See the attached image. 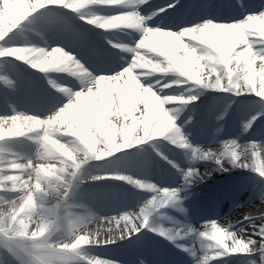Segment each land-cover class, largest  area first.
<instances>
[{
  "label": "clouds",
  "instance_id": "clouds-1",
  "mask_svg": "<svg viewBox=\"0 0 264 264\" xmlns=\"http://www.w3.org/2000/svg\"><path fill=\"white\" fill-rule=\"evenodd\" d=\"M74 2L64 0L63 4H54L44 0L43 6L25 22L43 13L70 12L86 25L98 29L99 25L92 18L75 9ZM185 2L135 0V4L129 6L123 0H114L112 12L105 19L115 23L110 31H101L106 54L110 57L107 64H97L78 51L60 43L53 44L43 29L35 31L38 43L9 44L12 34L5 38L4 48L15 49L16 54L0 52V64L14 62L27 66L40 74L44 87L30 108L14 107L12 114L3 115L13 122L19 120L28 129L26 139L32 141L31 152L15 167L23 170L29 181H35L37 206H33V192L28 189L0 208V217H3L0 220V264H83L82 252L118 247L144 234L168 242L188 256L192 264H215L220 260L230 264L233 259L238 264H264V212L259 213L261 223L255 225L252 235L246 236L243 228L223 225L218 218L194 221L186 203L195 195L187 193L186 189L220 172L238 170L252 178V191L259 204L264 205V135L249 139L242 148L234 138L233 149L219 154L201 150L197 159L214 165L207 176H201L196 166L179 168L167 155L171 145L186 150V155L190 151L191 156H196V151L187 147L191 143L178 121L206 90L256 100L255 110L241 120L242 134L253 133L257 124L264 122V34L257 33L251 24L257 18L264 19V0H199L205 9L227 6L239 10L240 15L231 20H215L205 15L195 22L177 21L173 14ZM210 23L235 25L242 30L241 42L231 54L236 61V71L224 82L223 57L207 47H194L202 60L214 62L207 68L206 75L189 77L193 83L178 89V76L172 74L175 70L166 66L162 57L149 58L143 50L144 37L149 32L183 37L185 32L199 31ZM241 53L247 54L246 63L236 59ZM138 57L144 60L137 70L141 90L150 91L162 105L160 114L143 135L137 130L135 136L125 137L122 142L98 137L96 142L87 144L75 134L62 131L67 129V124L56 127L60 114L75 105L81 95L91 93L101 79L120 75L126 67L136 63ZM218 67L219 74L216 73ZM253 67L261 72L255 82L249 75ZM0 84L11 91L17 89L16 81L7 74L0 75ZM185 89L194 91L185 92ZM218 119H223V115ZM194 120V116L188 117L189 123ZM153 155L179 171L182 182L178 186L165 185L158 178V166L153 173ZM42 188L48 191L40 190ZM129 195L133 197L130 201L126 199ZM120 198H125L126 202L117 204L115 201ZM45 203L50 207H43ZM54 205H63L65 212H55ZM170 211L179 213L183 219H177ZM89 218L106 225L104 231L90 229L85 224ZM252 219L245 216V220ZM82 243L87 247H80ZM91 264L129 262L109 255L95 256ZM135 264H149V260L140 255Z\"/></svg>",
  "mask_w": 264,
  "mask_h": 264
},
{
  "label": "bare ground",
  "instance_id": "bare-ground-1",
  "mask_svg": "<svg viewBox=\"0 0 264 264\" xmlns=\"http://www.w3.org/2000/svg\"><path fill=\"white\" fill-rule=\"evenodd\" d=\"M32 8L41 6L44 0H29ZM113 3L110 7L105 8L101 7L103 3ZM129 6L135 4V0H123ZM64 3V0H63ZM62 3V4H63ZM5 5L11 6L13 9H18L17 0H0V22L4 21V12ZM114 5V0H75L74 7L77 11H83L90 18L93 19L94 23L99 25L98 29L93 28L92 26L86 25L85 23H75L71 24L68 22L65 23H56V24H47L44 25L42 22L37 24L35 27L30 28L27 33V36H20L18 38H10L8 40L9 44H26V43H38V39L35 35L37 29H43L45 31L48 28H55L54 32H51L49 36L51 37V42L53 44L60 43L62 46H65L69 50H75L80 52V54L88 60V57H100L99 51L97 49H87L85 52L82 49H78L77 45L70 42L66 35H77L79 33L91 34L94 36H99L103 40V34L101 31H110L115 22L108 21L105 19L106 15H110ZM215 6V5H214ZM207 9L205 15L212 14L213 8ZM101 7V8H100ZM234 13L229 15L221 14L217 17H213L215 20H231L240 15L239 10L233 11ZM55 13V12H49ZM102 13L103 15H101ZM58 14V19H68V17H61V13ZM69 18L75 17L76 14L65 12ZM204 15H193L191 19L186 22H195ZM8 24L0 27V36L4 34V29H7L8 35L1 40V48H4L3 43L5 38L9 37L10 32H14L11 29L8 30V27L11 25V19H8ZM53 21V16L48 19ZM264 19L257 18L251 21L252 26L258 25ZM10 23V25H9ZM64 24V25H63ZM104 24H111L110 27H105ZM7 25V26H6ZM8 27V28H7ZM240 29L235 26L229 25H214L207 24L203 26L199 31H187L183 34V37L171 34H163L158 32H149L145 35L143 41V50H146L149 58L151 56L162 57L166 66L172 67L174 70L182 69L185 70L189 75H191V69L194 65L198 64L199 59L201 58L198 51H194L193 48L199 49L200 47H207L214 50L219 55H223L227 59H231V54L235 51L234 44L236 41H240L242 35L239 31ZM86 35V34H85ZM185 40L188 43H185ZM83 41V39H82ZM85 42V41H83ZM103 43V42H102ZM85 49L88 48V44H84ZM5 49V48H4ZM84 49V48H83ZM92 50V51H91ZM106 50V49H105ZM13 55L16 54V50H11ZM107 55V54H106ZM143 51L141 52V56ZM108 56V55H107ZM202 60V58H201ZM204 61V60H203ZM169 62L171 64L169 65ZM209 62V61H207ZM144 64V60L138 57L137 62L131 66L125 68V71L116 77L101 79L93 91L89 94L81 95L78 98V102L75 105L69 106L64 112L60 114V118L64 119L66 116L71 115L73 117H79L84 119L89 112L98 110L103 112L105 115H113L115 112L110 109L114 105L120 106V112L123 116L126 114V105L125 101H128L133 108H138L140 104L147 105L145 99L138 100L139 96L145 94L150 95L151 92L148 90H141V85L139 83L138 69L141 65ZM202 70V69H200ZM9 75L17 79V89L15 91L8 90L5 86L0 84V191L4 192L5 185L16 186L17 184L23 186H30L31 183L35 184V181H29L25 172L18 167H15L16 164L21 163L25 154L30 153L31 149L28 150L25 146L19 144L17 139L24 137L25 133L18 135L19 130L17 128L20 125V121H12L9 117L3 115L12 114L13 108L24 110L30 108V102H35L38 98V94L34 92L31 83L38 84L39 89L44 87V82L40 77L39 73L28 70L27 66L7 62V66L0 67V75ZM164 74H161L163 78ZM152 95V94H151ZM33 99V100H31ZM247 100L243 101L246 102ZM256 105V102L250 100ZM247 105L246 103L244 104ZM110 110V111H109ZM7 132L13 135H5ZM91 137V135H88ZM217 133H214L213 136L207 142L208 150H212V147L216 143ZM208 137H204L206 141ZM86 140V138H85ZM178 155L177 151L172 152L170 149L167 151L168 157H175L172 155ZM154 161L153 173H156V166L159 168V172H163L167 179H172L168 181L166 185L169 186H178L182 180V177L178 170H173L172 168L166 167L161 164L157 157L153 155ZM184 166L182 168L189 167L188 165H201L196 162L195 157H186L182 160ZM198 167V166H197ZM177 173L175 175H169ZM209 172L205 173L204 176H207ZM219 177L211 179V183L207 184L208 181H205L202 184L193 185L192 187L186 189V191H192L195 195L192 199L186 203L189 204L191 210L194 212L198 206H207L205 202L211 199L215 204H222L225 201L226 196L230 193L229 189L224 187L221 189V192L218 194L219 184L225 179H229V183L234 180H242L240 187L235 188V195L231 202L222 207L217 211L214 210L210 215L197 216L192 213L194 221H203L206 219H215L218 218L219 222L223 225L234 224L237 228H243L246 236L252 235L254 227L256 224L261 223L259 218V213L264 212V205L259 204V199L256 197L255 193L252 191V178L248 173L241 174H232L229 176L227 173H220ZM222 177V178H220ZM160 179V175L158 177ZM209 180V179H207ZM54 187V186H53ZM27 187H22L14 190V193L20 194L26 190ZM33 190V189H32ZM249 190V192H247ZM6 193V192H5ZM213 194L215 196H213ZM8 199V197H7ZM6 198L3 200L5 202ZM127 200L130 201V197H127ZM117 204H123L126 200L120 198L115 201ZM248 206L249 214H246V208ZM61 210L65 212V207L62 205ZM205 210V208H199L196 211ZM170 213H175L177 219H183V217L176 213L175 211H170ZM245 216L253 217L252 220H245ZM85 224L92 229L93 231L99 230L101 233L104 231L106 225H101L98 221L92 220L89 218L85 221ZM77 231L79 230V225L76 226ZM158 237H151V234H144L140 238H134L130 242L119 245L114 248H93L92 254H89L88 257L93 260V257H105L109 255H114L120 258H123L129 262V264H135L136 257L143 255L149 260V264H163L164 257L172 255L174 253L172 245L168 242L165 244L157 241ZM160 239V238H159ZM254 239H259V237H254ZM83 244V243H82ZM87 247V246H86ZM130 249V250H128ZM172 250V251H171ZM238 263L237 260L233 259L230 264ZM180 264H192L191 259L185 254L182 255ZM215 264H224L223 260L215 262Z\"/></svg>",
  "mask_w": 264,
  "mask_h": 264
},
{
  "label": "rangeland",
  "instance_id": "rangeland-1",
  "mask_svg": "<svg viewBox=\"0 0 264 264\" xmlns=\"http://www.w3.org/2000/svg\"><path fill=\"white\" fill-rule=\"evenodd\" d=\"M50 3H54V4H62L63 0H49ZM17 5H18V9H13L11 6L9 5H5V11L4 12V21L0 22V27L5 25V23L8 24L9 20L11 19V25L9 23L12 31L14 32H10L11 37L12 38H18L20 36H27L29 35L27 33V31L30 28L35 27L37 24L39 23H43L44 25L47 24H56L57 22H53V21H49L48 19L50 17L53 16V18L57 15H47V13H43L37 16H34L33 18H30L29 21L25 22L27 20V18L35 11V9L37 10L38 8L42 7L43 4L41 6H38L36 8H32L33 6L31 5L29 0H17ZM67 20H63L62 22L65 23L67 22ZM79 22H82L79 20ZM25 23V24H24ZM112 26L111 24H104V26ZM7 26V25H6ZM7 29H4V34L2 36H0V52H3L5 55H13L12 53V49H4L1 48V40L6 37L8 35V32H6ZM259 34H264V26L261 27V31ZM241 41H236V43L234 44V49L236 50V47H238V44ZM223 57L224 60V64H223V81L227 82L229 75H232L235 73L236 71V67H235V63L236 61H234L232 58L231 59H227L225 58L223 55H220ZM237 60H243L245 63L247 62V54L245 53H241L239 57L236 58ZM214 61H209V62H205L203 60H201V58L198 61L197 65H194L191 69V75H189L185 70L182 69H178L175 70L174 73L178 76V83L176 85V87L179 89L181 87H183L184 85L187 84H191L193 83V79H190L189 77L192 78H198L201 73H204L205 75L207 74V68L211 67V64ZM7 66V63H3L0 64V67H4ZM28 68V67H27ZM202 69V70H200ZM28 70H30L28 68ZM32 71V70H31ZM216 73L219 74L220 73V68L218 67L216 69ZM251 79L253 80V82L256 81V77L261 75V72L259 69H256L255 67H253L251 73L249 74ZM187 91H194V89H185V92ZM152 94V93H151ZM148 95L145 94L143 96H139L137 98L138 100H142L145 99L147 102V105H143L142 103L140 104V106L138 108H133L132 105H130L128 103V101H125V105H126V114H124L123 116L121 115L120 112V106L119 105H114L110 110L115 112L113 115H105L103 112L95 110L92 112H89L86 117L84 119H81L79 117H73L71 115L66 116L64 119L62 118H58V122H61V124H67L68 127L67 129H62V131H64L65 133H72L75 134L76 136H78L83 142L87 143V144H92L94 142L97 141L98 137H102L105 140H109L112 142H117L120 141L122 142L124 140L125 137L131 139L133 136L136 135L137 130L140 131V133L143 135L145 133V129H150L153 120L160 114L161 112V102L152 94V95ZM211 94H213L211 96ZM210 97V98H209ZM248 100H253L254 102H256V100L254 98H249L247 97ZM242 98H238L229 94H225L219 91H211V90H206L203 92V94L200 97V100L197 101L195 104L190 105L183 113L180 121H178L183 128V131L186 132H190V133H194L193 135H195V137L201 136L202 131H205L204 129H200L196 131V128H198L199 124H204V121H207L208 123L213 124L214 120H218V122L220 120L224 121V127L225 126H230L232 125L233 127H236V122L239 121V118H246L248 116V113H246L245 111H239L237 110V108L239 107V102L241 101ZM255 105V104H252ZM109 110V111H110ZM254 110V109H253ZM245 112V113H244ZM221 115H223V119H218V117H220ZM189 116H194L195 120L194 122L189 123L188 122V117ZM193 123H195L196 125H193ZM58 124V123H57ZM56 124V125H57ZM169 126H170V122H169ZM222 127V126H219ZM223 127V128H224ZM217 127H214L212 129H207V132L211 131L208 133V136H212L214 134V132L216 131ZM18 130L23 131L24 129L22 127H18ZM206 132V131H205ZM5 135H12L9 132H7ZM88 135H91V137H88ZM264 135V122H262L261 124H257L256 126V130L253 133L250 134H242L241 132V128L238 129V131H235V136L236 139H238V143H240L241 148L243 147V143L247 142L249 139L251 138H258L259 136ZM218 137V135H217ZM86 138V140H85ZM49 139H53L51 137H49ZM197 139H195L196 141ZM195 141H190V143L193 145ZM217 141H220L219 137L217 139ZM231 142H227L230 144H225L223 146V151H231L233 149L232 146V140H229ZM17 142L23 146H25V148H27L28 150L31 149V143L32 141L28 140V139H24V138H19L17 140ZM198 146L199 145V141L196 143ZM169 149V148H168ZM202 150V147L200 146V149L197 147V152L198 156L200 154V151ZM212 153H221L220 149H216V150H212ZM209 166H199L198 168L200 169V175L204 176L205 173L212 171V168L214 167V165H212L211 163H209ZM190 166V165H189ZM197 167V166H196ZM218 171V169H216ZM243 172L241 171H235V172H231V173H227L229 176H231L232 174H241ZM176 173H173L171 175H175ZM220 174V173H219ZM219 174H215L213 175V178H218ZM182 182V181H181ZM180 182V183H181ZM179 183V184H180ZM33 192V206H37L36 205V200H35V196L37 193V190L35 189V184L31 183L30 186H23L20 184H17L16 186H10V185H5L4 187V192L0 191V208L5 207L10 200H6L5 202H3V200L7 197H9L8 194H6L5 192L7 190H9V188H13V189H17V188H22V187H27L25 191H27L28 189H32ZM9 187V188H8ZM42 191L47 192L48 189L47 188H42L40 189ZM24 191V192H25ZM24 192L20 193V194H15L14 197L11 198H16L18 195L23 194ZM187 193H191L192 191H186ZM61 206L62 205H54L52 206L54 208V211L57 213H63V211L61 210ZM43 207L45 208H49L50 206L45 203L43 205ZM51 210V209H50ZM171 215L174 216V214L170 213ZM3 217H0V220H2ZM87 244L83 243L80 245V247H86ZM89 254H92L91 252L89 253H80V259L83 261V264H91V259L88 257Z\"/></svg>",
  "mask_w": 264,
  "mask_h": 264
}]
</instances>
